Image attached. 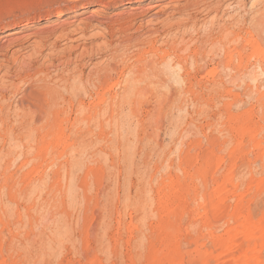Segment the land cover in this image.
<instances>
[{"label": "rangeland", "instance_id": "rangeland-1", "mask_svg": "<svg viewBox=\"0 0 264 264\" xmlns=\"http://www.w3.org/2000/svg\"><path fill=\"white\" fill-rule=\"evenodd\" d=\"M41 77L56 123L20 115ZM0 103V264H264V0H0Z\"/></svg>", "mask_w": 264, "mask_h": 264}, {"label": "bare ground", "instance_id": "bare-ground-1", "mask_svg": "<svg viewBox=\"0 0 264 264\" xmlns=\"http://www.w3.org/2000/svg\"><path fill=\"white\" fill-rule=\"evenodd\" d=\"M159 5V4H158ZM62 13H60V12H57L56 13V15H61ZM187 18V17H186ZM164 23V22H163ZM187 23V22H186ZM165 25H167V23H164ZM177 24H179V25H176V26H180V22L179 23H177ZM184 24V23H183ZM182 24V25H183ZM164 25V26H165ZM170 27H172L173 28V25H171ZM182 27V26H181ZM175 28V27H174ZM180 28V27H179ZM171 29V28H170ZM175 29H177V28H175ZM153 30V29H152ZM157 30V29H156ZM167 30V29H166ZM173 30V29H172ZM172 30H170V31H172ZM84 31V30H83ZM147 31H150V30H147ZM153 31H155V30H153ZM170 31H168L167 33H169ZM196 31V30H195ZM152 33V32H151ZM150 33V34H151ZM161 33V32H160ZM211 33V32H210ZM68 34V33H67ZM212 34V33H211ZM208 35V34H207ZM218 36L217 37H219V34H217ZM224 35V34H223ZM223 35H221V39L223 40V38H226L227 36H223ZM227 35V34H226ZM151 36H152V34H151ZM210 36V35H209ZM235 36V35H234ZM176 37V36H175ZM213 37V36H212ZM66 38V37H65ZM214 39V38H213ZM203 40V39H202ZM210 40V39H209ZM218 40H219V38H218ZM54 41H56V40H54ZM156 41H157V39L155 38V37H150V38H147V39H143V40H141V41H139V40H137V41H134V42H131L130 41V39H128L127 40V42H128V44H124L125 46H124V48L125 47H129V46H132V47H135L136 48V53L137 54H139L138 56H137V54H136V56H137V59H136V63H141V61H143L144 62V66H147L148 64H150V63H153V62H155V64H154V67H155V65H156V63H158L159 65L160 64H164V65H171L172 67H178V73H177V75L179 76V77H188L189 76V74H191V72L189 71V69L185 66L186 65V62L188 61V58H191V60H192V64H193V66H192V64L190 65L191 67H193V71L195 72V73H197V70L200 68V66H199V60L197 59V55H199V53H201L200 52V48H199V50L195 47L192 51H191V53H189V51H188V56H187V54L186 55H182V54H180L179 52H181V51H179L178 49H176V48H174V47H169L166 43H168V42H165V45H166V47L164 48V46H163V48L164 49H157L158 47H156L155 46V43H156ZM172 41V40H171ZM207 39L205 40V41H203L202 42V44H205V43H207ZM211 41V40H210ZM126 42V43H127ZM214 42V41H213ZM212 42V43H213ZM216 42V41H215ZM218 42V41H217ZM216 42V43H217ZM219 42L220 43H222V41H220L219 40ZM120 44V43H119ZM118 44V45H119ZM201 44V45H202ZM110 45V44H109ZM111 46V45H110ZM203 46V45H202ZM70 47V46H69ZM69 47H67V48H69ZM85 47V46H84ZM156 47V48H155ZM204 47V46H203ZM107 48H109V46L107 47H105L104 49L106 50ZM111 49V48H110ZM73 50H74V47H70L69 49H68V53L67 54H65V53H62L63 55L62 56H60L62 59H63V61H62V63H65L66 62V64L67 65H69L68 63H70L71 62V58H70V56L72 55V53H74L73 52ZM88 50L89 49H84V48H82L81 49V52L79 51V53L78 52H76V56H77V53H78V57H81V56H83V55H85V54H88L89 52H88ZM93 50V49H92ZM112 50L114 51V52H118L119 50L117 49V48H112ZM116 50H118V51H116ZM127 50V49H126ZM147 52H150V56L151 57H155L156 56V60H146L145 58H142L143 56H144V54H146ZM203 52V51H202ZM111 53H113V52H111ZM114 54V53H113ZM119 54V53H118ZM148 54V53H147ZM112 54H110V56H111ZM134 55V54H133ZM201 55H204V54H201ZM54 56V55H53ZM115 56V55H114ZM219 56V55H218ZM47 57V56H46ZM73 57V56H72ZM204 57V56H203ZM202 57V58H203ZM213 57H214V55H213ZM111 58V57H110ZM113 58V57H112ZM115 58H117L116 56H115ZM115 58H113V59H115ZM199 58V57H198ZM205 58V57H204ZM224 58V57H223ZM225 58H226V56H225ZM50 59H52L51 57H50ZM49 59V60H50ZM54 59H56V58H54ZM167 59H169V60H167ZM32 60V59H31ZM47 61H48V59H46ZM73 60H75V59H73ZM90 60V59H89ZM190 60V61H191ZM224 60V59H223ZM77 61V60H76ZM82 61V60H81ZM114 62L113 60H110L109 62H107V63H110V62ZM138 61V62H137ZM157 61V62H156ZM226 61V60H225ZM227 62H229V61H227ZM30 63V62H29ZM28 63V64H29ZM73 63H74V61H73ZM118 63V62H117ZM135 63V64H136ZM188 63V62H187ZM206 63V62H205ZM77 64V63H76ZM112 64V63H111ZM111 64L109 65H106L105 67H104V65H103V67H101V65H100V67H101V69L100 68H98L99 69V71H97V77H98V83H99V85L97 84V89H95L96 91H94V93L96 94V99L98 100V101H101V102H105V103H107L106 101L107 100H105V97H104V93H102V91L104 90V85L106 84V81H109V80H107V76H108V74H110L108 71L110 70V71H112L111 70ZM115 64V63H114ZM27 65V64H26ZM65 65V64H64ZM82 65V64H81ZM84 66V65H83ZM157 66V65H156ZM56 67V66H55ZM76 67V66H75ZM74 67V68H75ZM112 67H113V65H112ZM37 68V67H36ZM82 68V67H81ZM173 68V69H174ZM113 69V68H112ZM115 69V68H114ZM35 70V69H34ZM73 70H75V69H73ZM42 71V70H41ZM44 71V70H43ZM70 71H72V70H70ZM76 71V70H75ZM77 71H78V69H77ZM76 71V72H77ZM80 71H82V70H80ZM80 71H78V72H80ZM95 71V70H94ZM177 71V70H176ZM40 72V71H39ZM75 72V73H76ZM96 72V71H95ZM113 72V71H112ZM17 73V72H16ZM66 73H68V71L66 72ZM74 73V74H75ZM84 73V72H83ZM93 73V72H92ZM125 73V72H124ZM123 73V74H124ZM132 73L133 74H137V73H139V70H135V71H132ZM8 74V73H7ZM25 74V73H24ZM87 74V73H86ZM121 74V73H120ZM125 74H128L127 72L125 73ZM171 74V73H170ZM6 75V73L4 72V76ZM14 75V74H13ZM36 75V74H35ZM38 75V74H37ZM43 75V74H42ZM41 75V76H42ZM62 75V74H61ZM61 75H59L60 77H61ZM68 75H70V74H68ZM77 75H78V73H77ZM80 75V74H79ZM82 75V74H81ZM94 75H95V73H94ZM122 75V74H121ZM157 75V74H156ZM206 75V74H205ZM22 76H23V74H22ZM28 76V75H27ZM30 76V75H29ZM55 76V75H54ZM63 76V75H62ZM75 77H76V74L74 75ZM132 76H134V75H132ZM132 76H130V77H132ZM173 76V75H172ZM17 77H20V76H17ZM46 77V76H45ZM68 76H66V78H67ZM89 77V76H88ZM175 77H177L176 75H175ZM191 77V76H190ZM189 77V78H190ZM36 78V77H35ZM65 77H61V78H59L58 77V79H57V77H56V80H58L59 82L61 81L62 82V80L64 79ZM65 78V79H66ZM79 78H82V77H79ZM79 78H77L76 79V81L77 80H79ZM96 78V77H95ZM109 78H112L110 75H109ZM129 78V77H128ZM24 79V78H23ZM87 79V78H86ZM85 79V80H86ZM91 79H92V77H91ZM191 79V78H190ZM211 79H213V78H211ZM40 80V83L38 84V85H36L35 86V89H34V93L31 95V98H27L26 99V101H27V103L24 105L23 103H22V107H20V109H22L23 110V113H20V115L21 116H26L27 117V120H28V116L31 118V119H41V120H43V119H45V120H53V121H51V122H53L54 123V121H55V123L57 122V120L59 119V118H61V114L63 113V111L62 110H58L56 107V105H58L60 102V99H61V101L62 102H64L65 101V103H66V97H65V95L63 96L62 94H60L61 96L59 97L58 95H57V93H60L59 91L57 92L56 91V89L54 88V86H56L57 87V85L55 84H53V86H51L50 84H48L47 82H46V80L47 79H45L44 80V77H43V79H42V77L39 79ZM81 80V79H80ZM90 80V79H89ZM97 80V79H96ZM29 81V80H28ZM54 82L55 80H51V82ZM69 81V80H68ZM73 81H75L74 80V78L71 80L70 79V81L69 82H72L73 83V85L70 83V85L68 86L67 85V83L65 84V81H64V83L62 84L64 87H66V89H68V91H70V92H72V93H70V95H74V93H75V90H77V88L79 87V86H76V84L77 83H74ZM92 81V80H91ZM117 81V80H116ZM185 81V83L187 82V80H184ZM216 81V79H214L213 80V82H211L213 85H219L220 86V84L222 83V82H215ZM82 82V81H81ZM94 82H96V81H93V82H90L91 84L92 83H94ZM120 82V81H119ZM158 82V81H157ZM58 83V82H57ZM188 84H190L189 83V80H188V82H187ZM210 83V84H211ZM59 84V83H58ZM75 84V85H74ZM79 84V83H78ZM77 84V85H78ZM80 85V84H79ZM119 85V84H118ZM85 86H86V84H85ZM94 86H96V84L94 85ZM106 86V85H105ZM117 86V85H116ZM217 86H215V87H217ZM60 87V86H59ZM58 87V88H59ZM63 87V88H64ZM83 87V86H82ZM90 87H93V86H90ZM89 87V88H90ZM58 88H57V90H58ZM62 88V87H61ZM85 89L84 90H86L87 88L86 87H84ZM66 89H64V90H66ZM93 89V90H94ZM80 91L82 90V88H80L79 89ZM107 90V89H106ZM111 90V89H110ZM128 90V89H127ZM126 90V91H127ZM62 91V90H61ZM89 91V90H88ZM88 91H86V93L85 94H88L89 92ZM124 91H125V88H124ZM76 92H78V91H76ZM83 92V91H82ZM81 92V93H82ZM85 92V91H84ZM88 92V93H87ZM108 92V91H107ZM106 92V93H107ZM121 92V91H120ZM62 93V92H61ZM69 93V92H68ZM92 93V92H91ZM91 93H89V95H91ZM108 94V93H107ZM76 95V94H75ZM89 95H87V96H89ZM93 95V94H92ZM126 95V94H125ZM69 96V95H68ZM95 96V95H94ZM106 96V95H105ZM113 96V98L114 99H116L115 97H114V95H112ZM70 97V96H69ZM74 97V96H73ZM80 97V96H79ZM124 97H126V96H124ZM124 97H122L123 99H124ZM108 98H110V97H108ZM127 98V97H126ZM68 99V98H67ZM70 99H71V97L68 99V101L67 102H69L70 101ZM73 99V98H72ZM78 99H81V98H78ZM121 99V98H120ZM122 99V100H123ZM180 99V98H179ZM59 100V101H58ZM75 100V99H74ZM82 100V99H81ZM79 101L80 102V104L81 105H85V103L83 102L84 101V99H83V101ZM88 100H90V99H88ZM109 100V99H108ZM112 100V99H111ZM121 100V101H122ZM78 101V100H77ZM91 101V100H90ZM124 101H125V99H124ZM110 102V101H109ZM104 103V104H105ZM111 103H113V102H111ZM1 104L2 103H0V106H1ZM64 104V103H63ZM72 104H73V102H72ZM71 104V105H72ZM76 104H78L77 102H76ZM102 104V103H101ZM2 105H4V103L2 104ZM62 105V104H61ZM60 105V106H61ZM66 105V104H65ZM80 105V106H81ZM77 106V105H76ZM82 106V107H83ZM87 106V105H86ZM103 106V105H102ZM2 107V106H1ZM0 107V113L2 112H4V117L6 118V113H5V111H3V109ZM62 107V106H61ZM59 108V107H58ZM66 108H67V106H66ZM74 108V107H73ZM90 108V107H89ZM25 109L27 110L28 109V111H25ZM64 109V108H63ZM70 109V108H69ZM82 109H85V108H82ZM86 110H87V108H86ZM65 111V110H64ZM81 111H83V110H81ZM20 112H22L21 110H20ZM62 112V113H61ZM78 113V112H77ZM79 113H81V112H79ZM83 113V112H82ZM16 114H18L17 113V111H16ZM14 115H15V112H14ZM67 115V114H66ZM76 115H78V114H76ZM83 115V114H82ZM16 116V115H15ZM65 116V115H64ZM76 118V117H75ZM2 120V121H1ZM4 120V121H3ZM34 121V120H33ZM1 122H3L2 124H4V122H5V119H1V117H0V123ZM27 122V121H26ZM32 122V121H31ZM50 122V121H49ZM1 124V125H2ZM6 124V123H5ZM30 124H32V123H30ZM52 125H54V124H52ZM6 126L7 125H5V128H3V129H5L4 130V133L6 132V133H13V131H14V129L12 130V127H11V129H10V127H8L7 126V128H9V129H6ZM1 127H3V125L1 126ZM24 127V126H23ZM54 127V126H53ZM54 128H56V127H54ZM2 129V128H1ZM29 129V128H28ZM37 129V128H36ZM27 130V129H26ZM25 130V131H26ZM48 130V129H47ZM46 130V131H47ZM49 130H51V129H49ZM28 131V130H27ZM26 131V132H27ZM46 131H44V132H46ZM28 132H30V130L28 131ZM31 132H32V130H31ZM38 132V131H37ZM5 133V134H6ZM47 133V132H46ZM14 134V133H13ZM48 134V133H47ZM7 135H12V134H7ZM248 219V218H247ZM246 255V254H245ZM245 255H242V260H243V262H241L242 264H248V259H247V257L245 256ZM240 258V259H241ZM241 260V261H242ZM234 263H238V262H234Z\"/></svg>", "mask_w": 264, "mask_h": 264}]
</instances>
